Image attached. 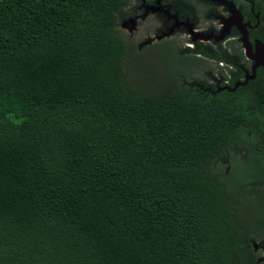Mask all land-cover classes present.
I'll return each instance as SVG.
<instances>
[{"label":"trees","instance_id":"trees-1","mask_svg":"<svg viewBox=\"0 0 264 264\" xmlns=\"http://www.w3.org/2000/svg\"><path fill=\"white\" fill-rule=\"evenodd\" d=\"M134 1L0 0V264H254L246 101L141 77Z\"/></svg>","mask_w":264,"mask_h":264},{"label":"flooded vegetation","instance_id":"flooded-vegetation-1","mask_svg":"<svg viewBox=\"0 0 264 264\" xmlns=\"http://www.w3.org/2000/svg\"><path fill=\"white\" fill-rule=\"evenodd\" d=\"M141 3L134 1L135 15L127 20L136 19L128 37L133 57L156 51L188 75L192 88L246 101L248 117L237 143L240 196L254 195L255 202L249 209L239 203V226L252 244L254 264H264V0ZM142 26L145 36L139 41Z\"/></svg>","mask_w":264,"mask_h":264},{"label":"rangeland","instance_id":"rangeland-1","mask_svg":"<svg viewBox=\"0 0 264 264\" xmlns=\"http://www.w3.org/2000/svg\"><path fill=\"white\" fill-rule=\"evenodd\" d=\"M133 4H134V2H133ZM131 25L132 24H128L126 27L121 26L122 27V30L124 31V34H126L128 32V34H126L127 36H131L130 35ZM143 28H145V26L144 27L142 26L141 27V30H137L138 33L136 35H138L139 41L140 40L143 41V38L145 36L144 30L146 28L145 29H143ZM144 49H146V47H144ZM139 55H140V57L142 59V60L140 59L141 61L139 63H142V64L143 63H147V64H145V67H146L147 70L143 73V75L141 77H143L146 74V72H147V74L149 73V75L153 71H155L156 74H157V72L158 73H163V70L165 69V65L166 64L163 62V58L160 57V55L158 54V52L154 51V53H152V54L151 53H144V54L141 53ZM128 63H132V62H128ZM135 77H136V75H134L133 78H135ZM136 82H138L142 87L144 85L148 84L147 79H144V78L143 79H140V80L138 79V80H136ZM151 82L152 81H150L149 84H151ZM234 153H236L235 158H238V160H239V158H242V154H240L241 151L236 150V152H234ZM232 166H234V165L232 164ZM238 167H240V168H238L237 173L239 174L238 176H240L241 171H239V170L241 169L242 166L241 165H238ZM231 168H233V167H231ZM238 196H239V199L242 198V197H244V200H242L241 202L244 204V207L246 209H249L251 207L252 203L255 202L254 195L248 194L247 196L246 195L245 196H243V195L240 196L238 194ZM237 210H239V206L238 205H237ZM238 214L240 216V210L238 211Z\"/></svg>","mask_w":264,"mask_h":264},{"label":"water","instance_id":"water-1","mask_svg":"<svg viewBox=\"0 0 264 264\" xmlns=\"http://www.w3.org/2000/svg\"><path fill=\"white\" fill-rule=\"evenodd\" d=\"M152 9H154V8H152ZM135 22H136L135 19H131L130 21H125L122 26L126 27L128 24H132L131 26H134ZM172 30H173V28H172Z\"/></svg>","mask_w":264,"mask_h":264}]
</instances>
